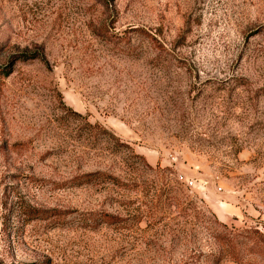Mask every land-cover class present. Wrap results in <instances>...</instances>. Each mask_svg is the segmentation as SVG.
Returning a JSON list of instances; mask_svg holds the SVG:
<instances>
[{
  "label": "rangeland",
  "instance_id": "374dc122",
  "mask_svg": "<svg viewBox=\"0 0 264 264\" xmlns=\"http://www.w3.org/2000/svg\"><path fill=\"white\" fill-rule=\"evenodd\" d=\"M0 264H264V0H0Z\"/></svg>",
  "mask_w": 264,
  "mask_h": 264
},
{
  "label": "trees",
  "instance_id": "16d2710c",
  "mask_svg": "<svg viewBox=\"0 0 264 264\" xmlns=\"http://www.w3.org/2000/svg\"><path fill=\"white\" fill-rule=\"evenodd\" d=\"M26 214L30 217V219H35L39 216H42L43 214H47V212H38L37 210H30Z\"/></svg>",
  "mask_w": 264,
  "mask_h": 264
}]
</instances>
